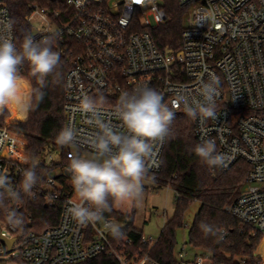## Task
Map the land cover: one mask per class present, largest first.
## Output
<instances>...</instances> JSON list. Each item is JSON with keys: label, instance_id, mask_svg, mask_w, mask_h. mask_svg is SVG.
<instances>
[{"label": "built area", "instance_id": "obj_1", "mask_svg": "<svg viewBox=\"0 0 264 264\" xmlns=\"http://www.w3.org/2000/svg\"><path fill=\"white\" fill-rule=\"evenodd\" d=\"M178 1L188 11L182 47L175 51L159 49L151 33L166 18L161 0H83L79 7L76 0L29 3L25 19L31 35L39 40L41 35L56 33L53 50L67 61L65 127L75 131L78 147L67 149V156L87 157L86 151L95 152L90 141L99 131L97 123L90 122L91 114L77 110L85 97L97 101L96 121L126 133L118 112L122 92L154 88L166 104H175V113L186 112L180 97L199 100L201 82L215 75L219 78L216 118L194 119L195 136L200 143L215 141L223 163L213 172L229 170L240 160L250 165L239 193L224 210L264 236V116L255 112L264 109V0ZM9 22L11 33L3 34L19 47L10 9L0 0V30ZM27 68L25 62L20 73ZM166 143L167 138L152 143L145 170L161 169ZM26 147L24 136L8 123H0V175H6L13 187L28 166L25 158L31 161ZM67 167L61 165L59 173L50 174L29 195L62 199L56 225L41 231L29 228L34 213L24 208L23 198L8 202L23 225L13 228L4 213L0 215V264H75L103 253L113 255L120 264H161L143 249L132 252V237H125L118 246L110 242L105 224L120 226L118 219L103 214L95 224L81 225L71 218L67 209L75 195ZM6 238L12 239L11 244ZM157 239L143 234L141 241L153 245ZM176 258L177 264H224L214 263L205 253L188 258L185 248Z\"/></svg>", "mask_w": 264, "mask_h": 264}, {"label": "trees", "instance_id": "obj_2", "mask_svg": "<svg viewBox=\"0 0 264 264\" xmlns=\"http://www.w3.org/2000/svg\"><path fill=\"white\" fill-rule=\"evenodd\" d=\"M10 9L18 44L22 43L26 34H31V26L25 19L29 12V3L36 0H1ZM47 3V0H37ZM166 18L152 29V36L159 47L165 50H179L183 43V30L188 9L181 6L178 0H161ZM67 71V61L60 57V64L55 72L45 78V85L37 83L27 68L22 75L33 88H39L44 96L39 101L35 97L27 112H17L15 109L0 113V123H8L13 130L27 140L26 151L31 161L36 164L40 177L38 185L46 182L50 171L57 165H68L67 149L57 143V135L65 127L64 86ZM264 116V109L255 111ZM193 118L186 112L175 113V119L167 137V143L162 155V167L157 172L145 170V176L159 185L173 188L177 196L174 215L169 218L157 241L151 244L142 243L143 231L135 225L136 212H123L112 204L111 210L105 215L121 221V234H110V242L118 246L127 236L134 238L132 252L143 249L161 264H177L175 247L177 244V228L183 226L184 212L193 201H200L201 206L188 230L187 243L193 248L201 249L210 255L214 263L224 264H260L264 256V236L254 233L249 226L242 225L233 215L227 213L224 207L239 193L250 165L240 160L229 170L209 168L191 150L200 143L195 136ZM56 150L60 157L50 163L41 160L46 152ZM41 160V161H40ZM29 166V165H28ZM27 166V167H28ZM24 208L33 211L34 218L28 223L29 228L41 231L56 225L61 217L63 201L61 198L47 200L45 196L31 199L23 197ZM3 212L0 211V215ZM25 215V214H24ZM28 216L24 217L27 221ZM201 224L211 228L205 233ZM226 230V234L222 230ZM90 230V229H89ZM259 250V251H257ZM259 254V255H258ZM75 264H120L113 255L103 253L87 258Z\"/></svg>", "mask_w": 264, "mask_h": 264}, {"label": "clouds", "instance_id": "obj_3", "mask_svg": "<svg viewBox=\"0 0 264 264\" xmlns=\"http://www.w3.org/2000/svg\"><path fill=\"white\" fill-rule=\"evenodd\" d=\"M71 2V0H70ZM83 0H76L79 7ZM12 24L9 22L0 30V113L15 109L27 112L33 98L43 100V92L33 88L19 71L27 62L30 75L35 77L41 88L45 78L53 74L60 64V55L53 50L56 33L41 35L37 40L33 35L26 34L17 47L10 35ZM219 78L211 75L202 81L198 89L200 99L188 101L183 96L186 114L193 118L206 120L216 118L215 97L218 95ZM175 104L169 106L162 95L154 88L143 86L131 92H122L118 112L126 133L114 131L107 123L95 120L97 101L85 97L77 110L91 114L99 131L90 141L96 155L87 158L71 155L67 167L73 186L75 199L70 201L68 214L78 224H95L102 219L104 212L110 211L112 204L121 205L138 200L142 195L145 179L144 159L152 151V143L164 141L170 134L175 119ZM57 143L71 146L77 142V135L72 127H64L57 135ZM202 163L209 168L223 163L222 155L216 152V144L212 139L196 144L191 149ZM29 166L21 173V180L15 187L11 186L6 175H0V211L4 213L7 223L13 228L23 225L22 217L15 209L8 207L9 201H20L24 196L31 195L40 177L36 164L25 158ZM205 233L211 232L206 224H201ZM105 229L113 236H119L121 229L118 224H105Z\"/></svg>", "mask_w": 264, "mask_h": 264}, {"label": "rangeland", "instance_id": "obj_4", "mask_svg": "<svg viewBox=\"0 0 264 264\" xmlns=\"http://www.w3.org/2000/svg\"><path fill=\"white\" fill-rule=\"evenodd\" d=\"M65 148L68 150H78V147L74 144L71 146H65ZM95 155V152L86 151L87 158H91ZM59 157V152L53 149L52 151L46 152L41 160L49 163L51 161H57ZM60 169V165H57L50 171V174L55 175L60 172ZM142 183V195L138 200L129 201L123 205L117 202L115 203V207L123 212H131L132 210H135L136 227L142 230L145 236L157 239L165 222L174 215L177 204L176 192L173 188L159 185L146 176ZM200 206V201H193L184 212V224L182 227L177 228L176 231V256L182 248H185L187 251V257L192 256L191 251H193L194 248L187 243L188 230ZM196 250L201 251V249ZM263 260L264 256L262 257L260 264H263Z\"/></svg>", "mask_w": 264, "mask_h": 264}, {"label": "crops", "instance_id": "obj_5", "mask_svg": "<svg viewBox=\"0 0 264 264\" xmlns=\"http://www.w3.org/2000/svg\"><path fill=\"white\" fill-rule=\"evenodd\" d=\"M196 249H198V248H194L193 251H191L192 252V256L191 257H188V258H194L195 256L203 253L202 250L201 251H198ZM187 256H188V254H187Z\"/></svg>", "mask_w": 264, "mask_h": 264}, {"label": "water", "instance_id": "obj_6", "mask_svg": "<svg viewBox=\"0 0 264 264\" xmlns=\"http://www.w3.org/2000/svg\"><path fill=\"white\" fill-rule=\"evenodd\" d=\"M6 240H7V238H6ZM7 241H8L9 244H11L12 239H10V240L8 239ZM258 255H259V254H258Z\"/></svg>", "mask_w": 264, "mask_h": 264}, {"label": "bare ground", "instance_id": "obj_7", "mask_svg": "<svg viewBox=\"0 0 264 264\" xmlns=\"http://www.w3.org/2000/svg\"><path fill=\"white\" fill-rule=\"evenodd\" d=\"M264 261V260H263ZM263 264H264V262H263Z\"/></svg>", "mask_w": 264, "mask_h": 264}]
</instances>
